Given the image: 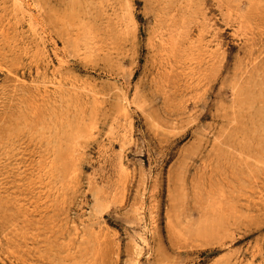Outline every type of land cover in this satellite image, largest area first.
Returning a JSON list of instances; mask_svg holds the SVG:
<instances>
[{
	"label": "rangeland",
	"instance_id": "1",
	"mask_svg": "<svg viewBox=\"0 0 264 264\" xmlns=\"http://www.w3.org/2000/svg\"><path fill=\"white\" fill-rule=\"evenodd\" d=\"M0 264H264V0H0Z\"/></svg>",
	"mask_w": 264,
	"mask_h": 264
}]
</instances>
